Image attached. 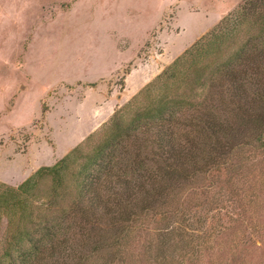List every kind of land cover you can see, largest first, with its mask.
Instances as JSON below:
<instances>
[{
	"label": "trees",
	"instance_id": "16d2710c",
	"mask_svg": "<svg viewBox=\"0 0 264 264\" xmlns=\"http://www.w3.org/2000/svg\"><path fill=\"white\" fill-rule=\"evenodd\" d=\"M263 152L264 0H243L53 164L0 182V264H180L220 233L224 194L256 208Z\"/></svg>",
	"mask_w": 264,
	"mask_h": 264
},
{
	"label": "rangeland",
	"instance_id": "374dc122",
	"mask_svg": "<svg viewBox=\"0 0 264 264\" xmlns=\"http://www.w3.org/2000/svg\"><path fill=\"white\" fill-rule=\"evenodd\" d=\"M242 1L0 0V182L53 164ZM245 171L256 208L224 194L220 233L178 263L264 264V173Z\"/></svg>",
	"mask_w": 264,
	"mask_h": 264
},
{
	"label": "crops",
	"instance_id": "0c3cea01",
	"mask_svg": "<svg viewBox=\"0 0 264 264\" xmlns=\"http://www.w3.org/2000/svg\"><path fill=\"white\" fill-rule=\"evenodd\" d=\"M131 75L129 77H132V81H135V82H139L140 81V78L141 77H140V74L139 73L133 74L132 76Z\"/></svg>",
	"mask_w": 264,
	"mask_h": 264
}]
</instances>
